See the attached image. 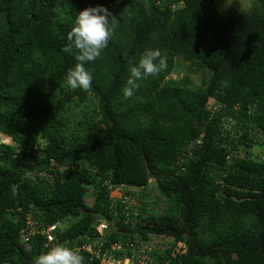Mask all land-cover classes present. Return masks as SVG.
<instances>
[{
	"label": "trees",
	"instance_id": "16d2710c",
	"mask_svg": "<svg viewBox=\"0 0 264 264\" xmlns=\"http://www.w3.org/2000/svg\"><path fill=\"white\" fill-rule=\"evenodd\" d=\"M97 4L119 23L86 65L92 88L58 98L76 62L62 51L72 16ZM149 48L167 70L122 100L129 62ZM176 59L203 75L201 87L172 82ZM88 96L96 107L71 126L60 111ZM256 130L264 136V0L229 18L215 0H0V138L12 142L0 140V264H33L49 225L54 243L80 248L101 221L108 242L185 246L151 252L154 264H264V156H237Z\"/></svg>",
	"mask_w": 264,
	"mask_h": 264
},
{
	"label": "clouds",
	"instance_id": "9594fccd",
	"mask_svg": "<svg viewBox=\"0 0 264 264\" xmlns=\"http://www.w3.org/2000/svg\"><path fill=\"white\" fill-rule=\"evenodd\" d=\"M118 23L117 17L101 4L85 7L72 16L66 43L62 48L65 54L72 55L76 61L64 77L67 89L87 91L92 88L93 75L86 65L102 57L113 37L114 26ZM167 68V57L159 49L149 48L140 53L136 60L129 62V75L120 90L121 99H136L140 82L158 76ZM67 220L72 221L73 218L69 216ZM68 226L65 224V227ZM33 264H84V256L78 248L54 243L42 250Z\"/></svg>",
	"mask_w": 264,
	"mask_h": 264
},
{
	"label": "rangeland",
	"instance_id": "374dc122",
	"mask_svg": "<svg viewBox=\"0 0 264 264\" xmlns=\"http://www.w3.org/2000/svg\"><path fill=\"white\" fill-rule=\"evenodd\" d=\"M215 4L220 14L226 18H229V17L247 14L250 6L253 4V0H215ZM175 66H176L175 71L177 72L172 73V75L170 76V79L172 80L174 84L180 85L184 81V79L187 78L189 80L188 86L190 89L195 90L201 87L203 75H201L200 73L190 74L188 72V65L185 64L181 59H176ZM63 89H64L63 92L58 94V98H63V93L72 92L71 90L67 89L65 86ZM95 107H96L95 100L91 96H88V99L85 101V103L81 104L77 102L76 106H70V108L61 110L60 116L68 120V122L72 126L77 121L84 120L85 119L84 115H86V118H88L92 114V111ZM212 108L216 110L215 112L223 113V111H221L220 109V106H215L214 103L212 104ZM231 124H232L231 122L225 123L224 124L225 128L231 130L230 129ZM253 134L255 137V144L251 145L248 148L242 147L237 153L238 157L250 156V157H255V158H263L264 156V136L257 130L254 131ZM0 140L2 143L12 145V142L9 138L1 137ZM153 187H154V184L152 181H150L149 188L151 190V193H150L151 197L156 198L159 196V194ZM130 190L137 191V189L135 188H130ZM122 192H123L122 190L120 191L114 190L113 192H111L110 196L112 198L118 199L121 197ZM91 202H92L91 198L88 197L86 199V203H91ZM130 205L133 206L135 209H140L141 199L139 198L133 199V202ZM164 208H165V202L160 199V203L157 204V206L155 207V211L160 212ZM70 222L71 221L65 222L62 225L63 228L65 227V224L69 225ZM155 242L157 243V245H155ZM155 242H153L154 244L151 245L152 247L154 246L153 247L154 252L163 251L167 247H169V245L170 246L174 245L172 243L171 238L160 237V238H156Z\"/></svg>",
	"mask_w": 264,
	"mask_h": 264
},
{
	"label": "built area",
	"instance_id": "2783aa9c",
	"mask_svg": "<svg viewBox=\"0 0 264 264\" xmlns=\"http://www.w3.org/2000/svg\"><path fill=\"white\" fill-rule=\"evenodd\" d=\"M122 196V195H121ZM126 205H130L133 200L129 197L123 199ZM126 209V208H125ZM136 212L131 214L130 212L125 213L126 217L133 215L136 216ZM29 225L32 221L28 222ZM108 226L105 221H101L95 226L99 237L96 240L87 239L86 244L78 248L89 255L90 261H95L96 264H154L151 258V252H153V245L156 238L151 236L149 241H139L137 236L127 239L125 243L122 242H108L105 235ZM58 229L57 225H49L47 228L42 230L40 233L46 238L47 245L54 244L55 238L53 233ZM132 239V240H131ZM173 243V239H172ZM155 245L157 243L155 242ZM185 252V246L182 243H176L174 245L171 256L175 254H183Z\"/></svg>",
	"mask_w": 264,
	"mask_h": 264
},
{
	"label": "water",
	"instance_id": "95a60500",
	"mask_svg": "<svg viewBox=\"0 0 264 264\" xmlns=\"http://www.w3.org/2000/svg\"><path fill=\"white\" fill-rule=\"evenodd\" d=\"M123 233H125V232H123Z\"/></svg>",
	"mask_w": 264,
	"mask_h": 264
}]
</instances>
